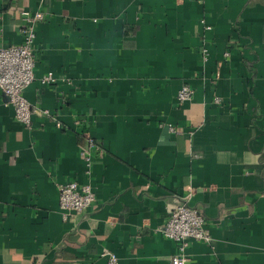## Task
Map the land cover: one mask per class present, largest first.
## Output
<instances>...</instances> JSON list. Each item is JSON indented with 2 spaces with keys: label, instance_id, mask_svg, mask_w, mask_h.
Returning <instances> with one entry per match:
<instances>
[{
  "label": "crops",
  "instance_id": "obj_1",
  "mask_svg": "<svg viewBox=\"0 0 264 264\" xmlns=\"http://www.w3.org/2000/svg\"><path fill=\"white\" fill-rule=\"evenodd\" d=\"M22 10L45 17L29 127L0 90V264H171L158 229L177 203L211 238L185 264H264V0H0V47L22 42ZM69 181L95 201L63 220Z\"/></svg>",
  "mask_w": 264,
  "mask_h": 264
},
{
  "label": "built area",
  "instance_id": "obj_2",
  "mask_svg": "<svg viewBox=\"0 0 264 264\" xmlns=\"http://www.w3.org/2000/svg\"><path fill=\"white\" fill-rule=\"evenodd\" d=\"M22 42L19 45L0 47V90L6 97V102L14 112L15 119L22 125L29 127L32 117L36 113L23 95V91L34 80V43L36 38L35 26L42 20L44 15L39 11L22 10ZM2 14L0 13V21ZM206 29L209 27L206 26ZM202 55L207 58L208 49L203 47ZM229 53L224 52L227 57ZM55 81L52 73L44 75L41 84H51ZM193 90L189 85H183L177 95L176 102L182 104L190 101ZM219 100L216 98V102ZM44 115L49 111L44 110ZM58 125V124H57ZM96 150L95 141L87 138L86 148L80 149V156L86 166L93 160L92 151ZM58 208L63 220L82 214L95 201V193L88 184H79L75 181L61 183L57 186ZM158 233L163 237L173 240L177 244L175 254L171 258V264H185V251L189 241L210 243L211 238L206 228L204 217L196 208L186 204L177 203L167 212V219ZM106 259V264H119L117 256L109 251L101 254Z\"/></svg>",
  "mask_w": 264,
  "mask_h": 264
}]
</instances>
